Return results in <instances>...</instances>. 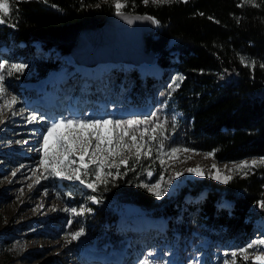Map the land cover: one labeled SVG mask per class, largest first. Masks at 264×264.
<instances>
[{"label": "trees", "instance_id": "16d2710c", "mask_svg": "<svg viewBox=\"0 0 264 264\" xmlns=\"http://www.w3.org/2000/svg\"><path fill=\"white\" fill-rule=\"evenodd\" d=\"M121 11L149 14L158 21L156 32L145 36V44L158 64L168 68L161 79H144L138 67L126 74L123 68L105 72L122 82L115 86L118 92L128 77L135 80L125 95L128 105H144L149 97L156 103L159 92L158 116L152 118L154 144L161 141L167 149L179 146L214 153L223 162L264 158V0H172L159 6L151 0L147 4L126 0ZM114 12L113 0H16L10 15L4 17L6 22L0 23V61L6 66L26 64V70L35 75L28 78L9 70L4 72L5 82L16 92H29L24 83L58 68L64 57L71 56L78 35L96 28ZM172 39L176 42L169 48ZM45 52L49 55L44 56ZM172 71L183 77L175 88L166 81ZM76 92L79 95L81 89ZM124 159L127 167L118 161L119 168H110L107 172L113 175L106 178L102 175L106 185L97 183L96 191L85 188L87 182L95 181L94 164L82 176L84 186L72 179L58 188L69 210H85L83 215L69 213L63 220L67 224L71 214L70 232L83 230L80 248L118 244L115 223L125 217L128 206L135 214L168 216L171 229L179 233L174 239L197 244L207 240L206 253L213 250L226 256L228 264H256L224 250L238 249L251 240L256 222L264 221V209L258 206L264 200V164L234 173L227 184L212 179V173L201 180L187 179L176 196L157 198L142 186L164 173L155 148L138 161L135 154ZM202 191L206 196L195 199ZM187 194L194 198L187 201ZM223 198L232 206L224 205Z\"/></svg>", "mask_w": 264, "mask_h": 264}, {"label": "rangeland", "instance_id": "374dc122", "mask_svg": "<svg viewBox=\"0 0 264 264\" xmlns=\"http://www.w3.org/2000/svg\"><path fill=\"white\" fill-rule=\"evenodd\" d=\"M113 1L115 2V0ZM121 2L124 3L123 0ZM43 55L48 56L49 53L45 52ZM63 60L65 62L60 67L64 72L68 70L66 69V65L68 64L74 65V70L78 71L81 69L80 64H77L75 61L65 58ZM144 64L147 63L144 62L138 66L143 69ZM97 66L95 65L91 68L95 70L109 66L123 68L125 74L128 72V69L135 67L133 65L128 67L126 64L113 62L102 63L101 67ZM9 70L10 68L6 66L4 72ZM144 72L146 73L147 71H143L141 77L144 76ZM23 74L27 75L28 78L35 75L34 72H29L26 68ZM180 77L182 76L178 72L172 71L167 75L166 81L168 85H172L175 88L180 83ZM73 78L77 79L76 77ZM73 78L69 83L72 87L75 84ZM92 81L83 82L82 86L86 87L82 90V93L90 91L91 93L96 91L101 92L106 103L101 102L99 105H94V108L88 110L86 114H82L77 110H69L65 113H61L60 109L55 110V112L61 113L56 116L54 115V111L51 112L53 116H47L45 113L28 107L27 103L29 100H26L21 92H16L11 85L4 81L7 91L4 99H0V108H2V113H0V264H88L84 260H80L82 253L79 251V239L68 243V240H71L70 218L72 212L70 210L65 211V209H68V206L61 199L58 188L64 187V183L69 180L48 175L39 163L43 159L42 137L45 130L53 121L64 118L84 120L110 119L113 121L134 119L141 121L142 123L135 126L129 132V136L135 134L139 142L143 143L147 141L150 148H155L157 159L162 165L164 173L159 180L147 184L152 186L159 182L162 189H167L163 197L176 196L179 188L187 179L190 181L201 180L207 173H212V176L216 175L217 170L221 176L231 177L234 173L243 170L240 169L242 162L247 161L251 164L253 160L259 162L262 159L261 157H250L237 162H223L215 159L213 156H208L207 152L193 150H181L170 156L168 153L172 148H184L173 146L167 149L161 144V141L154 144V140L150 139L156 133L152 118L158 116L159 92L155 93V97H157L156 103L153 100V108L148 112V115L128 114L123 116L122 114L128 109L123 100L125 95L131 92L135 85V80L128 77L126 84L120 92L115 89V86L122 82L117 80L116 75L111 76L104 72L100 80L96 82ZM88 85L90 88H87ZM92 87L94 88L93 90ZM67 95L63 109H65L67 103L72 104V101L74 103L77 101L76 98H71L69 90H67ZM12 96L17 98V103L8 107L6 101H10ZM72 105L76 109L75 104ZM30 116H36V121L29 123L27 119H24ZM146 117L147 119H145ZM144 121L146 123H143ZM112 128L113 126L109 125L108 129H105L104 132L108 133ZM145 129H148V131L144 133L143 139H141V132H144ZM152 129H155V133H153ZM61 131L68 132L69 129L61 128ZM84 131L91 132L92 130L87 129ZM120 131V129H115L111 134L115 137ZM125 140L127 141L128 137H125ZM18 141L20 143H17ZM95 143L96 141L93 139L92 144L95 145ZM161 145H163L162 148ZM91 151L92 148L90 147L89 152ZM144 151L146 149H142V153ZM80 154L77 151L69 159H76L78 161ZM134 154L135 150L133 149L132 151L123 152L122 157L124 159ZM23 156H26L27 159L23 160ZM87 159L88 157H85L86 161ZM162 160L163 163H161ZM118 161H120L119 157H109L106 163H117ZM213 165H215V168H213ZM75 166L73 165L72 167L75 168ZM196 167L202 169L203 175L196 176L188 171V169ZM109 169L105 167L104 172L106 173ZM49 170H51V165ZM184 172H186L185 178H183ZM177 173H180V175L177 176ZM45 176L48 178L45 179ZM214 180L221 183L218 179ZM190 198L191 196L188 195L187 201ZM224 202L227 204L226 201ZM125 212L126 217H132L136 210L127 206L125 207ZM69 213L71 214L66 221L67 224H65L63 220H65V216ZM117 226H120V224H117ZM164 238L162 237L161 242L150 248L143 247L139 242L131 241L133 256L129 264H141L146 257L153 261V264H225L226 261L228 262L226 256L222 257L213 250H209L206 253L205 249L209 247L206 241L202 244H197L192 240L184 239L178 244L177 240L169 239L163 241ZM129 240L126 238V241H120V243H123L122 246L125 247ZM257 240H264V221L262 220L256 222L251 240L246 241L235 250L226 248L224 253L232 251L239 254L241 258H244L240 253V249L247 247L249 243ZM146 241L147 239L143 242ZM60 242H62L61 245H59ZM49 243L58 244V246L53 252L50 250L43 252V249ZM137 244L140 245L137 246ZM89 248L96 249V246H90ZM61 250L65 251V253L57 258V260H53L52 256L58 254ZM149 253L152 255H149ZM257 255H264V245L253 244V247L248 249L247 259H253L256 261V264H258L256 260ZM7 257H12V259L8 261ZM137 258L138 262H135ZM64 259H66L65 262H63Z\"/></svg>", "mask_w": 264, "mask_h": 264}, {"label": "snow or ice", "instance_id": "6c2138e0", "mask_svg": "<svg viewBox=\"0 0 264 264\" xmlns=\"http://www.w3.org/2000/svg\"><path fill=\"white\" fill-rule=\"evenodd\" d=\"M16 2V0H0V23H5L4 17L10 15L12 11V5ZM145 4L149 3V0H143ZM151 2L155 5H162L171 3L172 0H151ZM187 2V0H185ZM251 2V0H248ZM126 3V0H125ZM125 3H122L121 0H115V11L116 15L123 16L124 13L121 11L123 7H125ZM148 19L152 20V17H148ZM158 23V21H154ZM254 63V62H253ZM10 68L11 72H19L23 73L24 69L27 68L26 64L19 63V64H11L7 65ZM264 67V65H261ZM6 68V63L0 62V99H4L5 93L7 91L5 87V75L3 74ZM9 72V74H11ZM180 80L183 77L179 78ZM177 87L179 85H176ZM17 103V98L15 96L11 97L10 101H6V105L11 107ZM0 113H2V108H0ZM29 123L36 121V116H30L27 118ZM142 123L141 121L129 119V120H110V119H91V120H84V119H73V118H64L58 121H53L50 126L45 130V133L42 137L43 144H42V151H43V159L40 160V164L43 166L45 173L48 175L56 176L61 179L66 180H77L81 184H85V180L82 179V176L88 175V166L89 164H94L96 167L92 169V174L95 175V181H89L86 183V187L96 191L97 183H105L106 185V178L107 176L113 175L111 172H104L105 167L112 168L116 167L119 168V164L115 162L106 163L109 157H119L120 164H123L127 167L128 161L123 159L122 153L125 151H132L135 150V160L138 161L141 155H149L151 153V148L148 146V142L144 141L143 143L137 140V136L132 134L129 136V132L135 128V126ZM143 123H146L144 121ZM112 125L113 128L105 133L104 130L108 129V126ZM157 127H161L157 125ZM61 128L69 129L68 132H62ZM91 129V132H86L84 130ZM115 129H120V133L113 137L111 132ZM148 129H145L144 132H141V139H143L144 133L147 132ZM153 133H155V129H152ZM125 137H128V140H125ZM95 139V145L92 144V140ZM150 139L155 140L156 136L152 135ZM17 143H20L19 141ZM92 148V151L89 152V148ZM163 145H161V148ZM142 149H146L142 153ZM189 151V149H179V148H172L168 155H174L179 151ZM40 151V149H38ZM79 151L81 154L79 156V160L76 159H69L75 155V153ZM106 154V155H105ZM208 156H213L214 153H208ZM85 157H88L87 161ZM163 163V160L161 161ZM77 167L73 168V165H77ZM261 164H264V158H262L259 162L253 160L251 164L247 161L242 162L240 165V169L244 168H253L258 167ZM51 165V170H49ZM215 168V165H213ZM188 171L196 176L203 175L202 169L199 167L190 168ZM102 173L103 177L102 178ZM120 173L117 172L116 175ZM15 175V173H13ZM177 176L180 173L176 174ZM45 179L48 177L45 176ZM212 179H218L221 183L227 184L231 179L230 176H221L219 171L217 170L216 175L211 177ZM145 188H148L150 192L153 193L157 198H162L164 193L167 189H162L161 184L159 182L155 183L152 186L148 184L142 185ZM94 202H98L96 197H91ZM258 206L261 209H264V200L258 202ZM65 211H69V209H65ZM72 213L76 215H83L84 209H81L77 212L76 209L70 210ZM87 211H90L88 209ZM83 235V230L81 229L78 232L71 233V240H68V243H71L74 240H78L80 236ZM253 244H260L264 245V240H257L252 243H249L247 247L240 249V253L244 256V259H247L248 249L253 247ZM149 255H152L149 253ZM227 255V254H226ZM232 257H236L237 253L232 252ZM256 260L258 264H264V255H257ZM141 264H153V261L149 260L147 257L141 262ZM225 264H228L226 261ZM234 264V262H233Z\"/></svg>", "mask_w": 264, "mask_h": 264}, {"label": "water", "instance_id": "95a60500", "mask_svg": "<svg viewBox=\"0 0 264 264\" xmlns=\"http://www.w3.org/2000/svg\"><path fill=\"white\" fill-rule=\"evenodd\" d=\"M109 14L94 29H86L78 35L71 56L81 65L95 66L100 62L139 65L158 64L153 52L146 51L145 36L157 30L155 19L149 14L122 11ZM148 17H152L150 20ZM176 42L171 40L169 48Z\"/></svg>", "mask_w": 264, "mask_h": 264}, {"label": "bare ground", "instance_id": "6f19581e", "mask_svg": "<svg viewBox=\"0 0 264 264\" xmlns=\"http://www.w3.org/2000/svg\"><path fill=\"white\" fill-rule=\"evenodd\" d=\"M98 66L97 67H101L102 66V63H98L97 64ZM84 66H87V65H84ZM84 66H80V67H84ZM143 68L144 69H149V70H151V71H156V70H159L160 69V67L157 65V64H150V65H147V64H144L143 65ZM99 69V68H98ZM30 108H32V107H30ZM35 110V109H34ZM59 110V109H58ZM23 118V117H22ZM24 119H27L26 117L24 118ZM28 120V119H27ZM153 221H155V220H150V219H145V222L144 223H150V222H153ZM156 222V221H155ZM159 222V221H158ZM127 227H124V228H121L120 229V231H122V230H124V232H126V231H128V229H126ZM130 230V229H129ZM47 244V243H46ZM62 244V242H60L59 243V245H61ZM57 246H58V244H51V243H49L44 249H43V252H45V251H47V250H50V251H54L56 248H57ZM65 253V251H63V250H61L58 254H54V256H52V259L53 260H57V258H59L60 256H62L63 254ZM133 256V251H131L130 253H129V255L127 256V257H125V259H124V261L122 262V263H120V264H125L129 259H131V257ZM115 258L117 257V256H114ZM80 260L82 261L83 259L80 257ZM66 261V259H64V261L63 262H65ZM59 262V261H58ZM136 262V261H135ZM62 264H64V263H62Z\"/></svg>", "mask_w": 264, "mask_h": 264}]
</instances>
